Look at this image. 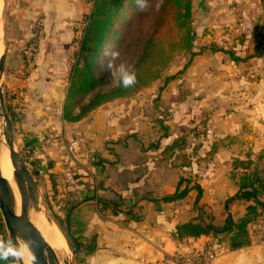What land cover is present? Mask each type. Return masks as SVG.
<instances>
[{"label":"rangeland","instance_id":"374dc122","mask_svg":"<svg viewBox=\"0 0 264 264\" xmlns=\"http://www.w3.org/2000/svg\"><path fill=\"white\" fill-rule=\"evenodd\" d=\"M13 2L14 0H3L1 17L5 55V76L2 81L5 107L12 120L17 150L23 156L29 171L33 170L36 175L34 179L39 188L41 205L57 232L64 237L68 213L79 201L69 195L72 191L67 187L62 189L53 185L55 175L47 171L53 169L54 163L50 168V161H47L43 171L44 166L38 159L42 153L41 148L26 143L25 139L28 141L31 134L30 122L35 119L43 123L45 120L51 123V130L41 128L44 129L43 136L45 133L50 135L43 141L44 148L51 149L52 145L56 147L64 144V106L72 69L78 60L83 28L75 30L72 39H68L67 46L53 48V61L48 57L41 58L39 39L45 33L38 24L29 26V29L28 26L23 27L20 16L14 13ZM159 2L160 0H156L155 9H158ZM245 5V9L237 5L234 7L238 8L230 6L227 8L229 13L226 12L223 16H218V13L211 15L210 20L205 9L194 7L191 26L195 34L192 49L195 56H191L185 47L184 29L164 31L161 38L164 48L162 61L155 67L159 71V78L134 94L110 102L114 117L128 114L126 118L131 120V133L119 139L121 145L126 144L119 155L111 153L116 150L113 146L111 148L107 144L104 147L114 157L111 163L107 162L108 167L104 172V189L107 191L105 196L108 195L109 200L119 203L117 191H123L131 180L141 178L143 173L141 170L134 176L129 173L120 174L115 170L116 165L140 166L146 160L151 165L163 163L161 165L164 168L159 173L152 172L148 176V185L155 190L161 183L171 185V179L177 176L175 173H168L164 163L173 161L178 167L192 168L196 164L205 168L207 161L211 160L209 157L214 144L217 145L216 150L228 147L237 154L232 159V167L235 160H241L243 167L250 168L246 174L256 172L263 176L264 160H260L259 156L264 158V150H257L252 137L258 138L264 133V16H260L261 19L258 20V16L250 13V9L253 10L250 3ZM133 16V12H127L122 18L129 17L132 25H136L137 20ZM148 21L144 22L145 28L149 27ZM117 48L115 40L111 39L102 51L99 62L98 74L109 81L110 86L121 81L119 69L122 68L127 73L130 71L134 59V52H131L124 61L116 64L119 54ZM213 48L220 51H214ZM226 52L234 53L240 60L233 61ZM173 76V80L166 82ZM2 126L3 119H0L1 132ZM165 134L166 137L175 134L177 139L185 142L184 150L177 151L174 160L168 154L162 156V160L158 157L161 152L160 142ZM72 136L74 139V135ZM212 136L221 137L211 143ZM1 139L5 142L4 137ZM86 145L89 146L87 143ZM165 148L163 147L162 152ZM142 153L150 154L145 159ZM182 173L181 177L191 183L202 181L205 191L207 190V173L200 176L189 171ZM241 174L240 170H232L228 177L235 184L236 181L231 177L237 178ZM192 202L193 200L190 201ZM106 210L108 214L115 215L112 209H102L101 213ZM204 216L207 219V210ZM73 229L71 228L73 236L84 244L91 238V235L79 236L75 226ZM65 242L71 264H91L88 262L91 255L80 251L73 257L72 244L66 239ZM0 243L10 244L8 233L0 237ZM21 247L26 257L25 246L21 244ZM195 249L199 248L191 251ZM11 260L12 264H19L12 257Z\"/></svg>","mask_w":264,"mask_h":264},{"label":"crops","instance_id":"0c3cea01","mask_svg":"<svg viewBox=\"0 0 264 264\" xmlns=\"http://www.w3.org/2000/svg\"><path fill=\"white\" fill-rule=\"evenodd\" d=\"M193 8H202L207 16H218L229 13L227 8L238 6L245 9L250 3V12L258 16V20L264 16V0H192ZM14 13L23 21V27L37 25L45 33L39 40V57H48L52 61L53 48L67 46L68 39H72L75 30L83 28V21L92 11L90 0H14ZM234 7V8H238ZM243 13L244 10H242ZM261 16V17H260ZM216 21L215 23H218ZM25 25V26H24ZM67 98V97H66ZM107 103L82 121L69 123L62 119L65 125L64 144L55 145L51 149L44 148V139L50 136L41 128L51 130V123H43L39 120L30 122L31 134L28 144L41 148L38 159L44 167L47 161L52 162L53 169L47 172L54 174L53 185L72 191L76 201V209L71 215V228L75 226L76 234L82 237H95L97 250L91 255L88 262L91 264H160L163 258H173L179 254L191 251L193 248L214 249L216 257L212 264H264V244L253 241V228L259 222L264 226V217L250 227L251 243L249 246L230 250L226 241L218 240L214 234L199 238H178L177 227L191 220L197 219L207 225L222 227L230 215L234 221H238L246 214V208L252 202L235 199L239 191L228 175L232 171V159L237 154L226 147L210 155L207 167H178L167 163L168 173L177 174L171 179V185L161 183L154 190L148 185V176L164 168L160 165H151L148 161L140 166L125 167L116 165L120 174L134 176L143 171L141 178L131 180L123 191H117L120 198L118 214L111 215L108 211L101 213L102 209H115L119 203L109 200L105 194V170L108 164L100 165L101 160L111 163L112 154L122 153L126 144L121 145L119 139L130 134L131 120L113 116V106ZM41 114V113H39ZM31 121V118H30ZM86 128V130H84ZM89 130V131H87ZM74 135V139L73 136ZM178 136L175 134L161 140V152L158 157L162 160L163 147L171 145ZM221 136L211 137V143ZM257 150H264V133L258 138L253 136ZM86 143L89 145L87 146ZM111 145L116 149L110 151L104 149L105 145ZM209 145V142H207ZM33 146V147H34ZM51 150V151H50ZM38 153V152H37ZM140 154V153H139ZM150 153H142L148 158ZM72 155V157H71ZM141 155V154H140ZM156 155V153H154ZM209 155V153H208ZM169 158L172 156H168ZM90 159V160H89ZM175 156L173 155V159ZM88 161L90 163H88ZM94 161V162H93ZM87 163V164H86ZM171 170V171H170ZM183 171H189L193 175H205L207 173V190L202 181L189 185L187 197L181 201L164 202L165 196L173 195L178 187ZM77 175H79L77 177ZM164 182V180H162ZM59 186V187H58ZM199 187V191L195 189ZM207 194V195H206ZM196 195V196H195ZM194 197V199H193ZM234 199V200H233ZM193 200L192 203L190 201ZM233 200V201H231ZM264 202V196L261 198ZM117 208V207H116ZM207 210V219L205 212ZM74 230V229H73ZM11 257L0 260V264H12Z\"/></svg>","mask_w":264,"mask_h":264},{"label":"trees","instance_id":"16d2710c","mask_svg":"<svg viewBox=\"0 0 264 264\" xmlns=\"http://www.w3.org/2000/svg\"><path fill=\"white\" fill-rule=\"evenodd\" d=\"M90 2H92V11L83 21L85 27L82 30L78 60L72 69L64 106L63 118L69 123L79 122L99 107L113 100L134 94L151 81L159 78V71L155 67L162 61L164 48L161 38L165 32H172L173 29H184L186 31L185 47L191 56H195L192 52L195 38L191 26L192 0H160L158 9L154 8L156 0H147L148 6L143 11L137 9L135 0H90ZM127 12H133L135 16L133 17L137 20L136 25H132L129 17L122 18ZM147 20H149V27L145 28L144 22ZM111 39L115 40L119 50L116 64L124 61L129 53L134 52L133 63L128 73L136 74V83L129 88L123 87L122 81L110 86L109 81L101 78L98 74L101 53ZM213 50L220 51L216 48ZM226 53L233 61L240 60L234 53ZM174 78L175 76L169 77L166 82ZM166 132L167 129L165 128ZM166 136L167 134L163 138ZM184 145L183 139H177L162 153L173 156L177 151H183ZM216 147L217 145L214 144L210 155H214L219 150H216ZM259 158L264 160L262 155ZM240 161L235 160L232 170H240L242 174L237 178H231L236 181L239 188L235 199L252 202L247 206L245 216L234 221L229 215L222 227L207 225L194 219L177 227L178 238H199L213 233L218 240L226 241L230 250H237L250 245V227L264 217V202L261 200L264 196V174L263 176L256 172L246 174L250 168L248 166L243 167ZM103 163L106 164L107 161L101 159L100 165ZM31 174L36 179L33 170H31ZM190 183L186 178L181 177L176 192L171 196H165L163 201L176 202L185 199L190 191ZM195 189L199 191V187ZM120 204L117 206L113 204L115 215L119 212ZM6 233L0 213V237L6 236ZM76 239L80 251L85 255L94 254L98 248L95 237L88 239L85 244L79 238Z\"/></svg>","mask_w":264,"mask_h":264},{"label":"water","instance_id":"95a60500","mask_svg":"<svg viewBox=\"0 0 264 264\" xmlns=\"http://www.w3.org/2000/svg\"><path fill=\"white\" fill-rule=\"evenodd\" d=\"M4 76L5 55L3 54L0 58V119H3V132L0 131V147L1 137H4L14 169V182L21 200L20 212L18 214L15 193L10 183L3 177L0 166V213L10 239V244L19 248L23 244L29 252L30 264H71L69 260L64 262L59 260L54 249L31 220L32 214H39L43 216L50 226H55L42 207L38 185L29 171L23 156L17 150L12 120L5 107L2 91ZM75 209L76 207H73L68 213L66 233L63 234L66 241L73 246V257H76L80 252L79 243L71 230V215ZM17 261L19 264H26L23 257Z\"/></svg>","mask_w":264,"mask_h":264},{"label":"bare ground","instance_id":"6f19581e","mask_svg":"<svg viewBox=\"0 0 264 264\" xmlns=\"http://www.w3.org/2000/svg\"><path fill=\"white\" fill-rule=\"evenodd\" d=\"M2 9H3V0H0V58L3 55V49H4L3 42H2V18H1ZM0 166H1L3 177L10 183L15 193V196L17 199V207H18L17 212L19 214L20 206H21L20 195H19L17 186L14 182V177H13L14 169L11 163L10 153L3 139H1V147H0ZM31 220L35 224V226L40 230V232L42 233L46 241L54 249L59 260L61 262L68 261L70 256L67 250L65 239L63 236L60 235L59 232H57V229L54 226H50L45 221L42 215L32 214ZM21 249L24 252V249L22 247ZM25 251H26V257H24L23 255V259L25 260L26 264H30L29 263V258H30L29 252L26 250V248H25Z\"/></svg>","mask_w":264,"mask_h":264},{"label":"built area","instance_id":"2783aa9c","mask_svg":"<svg viewBox=\"0 0 264 264\" xmlns=\"http://www.w3.org/2000/svg\"><path fill=\"white\" fill-rule=\"evenodd\" d=\"M252 239L257 244H264V226L259 222L253 228ZM215 257L213 249L199 248L173 258H163L160 264H212Z\"/></svg>","mask_w":264,"mask_h":264},{"label":"clouds","instance_id":"9594fccd","mask_svg":"<svg viewBox=\"0 0 264 264\" xmlns=\"http://www.w3.org/2000/svg\"><path fill=\"white\" fill-rule=\"evenodd\" d=\"M135 4L138 10H145L148 6L147 0H135ZM115 55V54H114ZM112 65L110 64L109 67ZM121 75L122 85L125 88H129L136 83V74H129L125 72L122 68L118 70ZM24 252L21 248L12 246L11 244L0 243V260H7L12 257L16 260H21Z\"/></svg>","mask_w":264,"mask_h":264}]
</instances>
